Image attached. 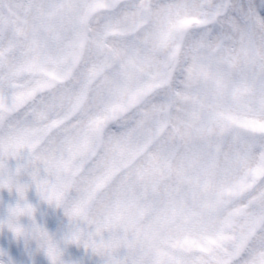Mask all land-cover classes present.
Returning a JSON list of instances; mask_svg holds the SVG:
<instances>
[{"label":"clouds","instance_id":"9594fccd","mask_svg":"<svg viewBox=\"0 0 264 264\" xmlns=\"http://www.w3.org/2000/svg\"><path fill=\"white\" fill-rule=\"evenodd\" d=\"M0 264H264V0H0Z\"/></svg>","mask_w":264,"mask_h":264}]
</instances>
